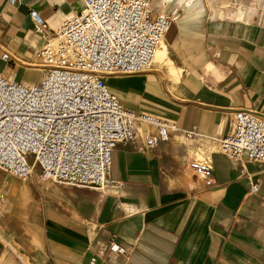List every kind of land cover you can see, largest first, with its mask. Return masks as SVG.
<instances>
[{
  "label": "crops",
  "instance_id": "crops-1",
  "mask_svg": "<svg viewBox=\"0 0 264 264\" xmlns=\"http://www.w3.org/2000/svg\"><path fill=\"white\" fill-rule=\"evenodd\" d=\"M150 13L178 15L152 68L109 75L118 101L175 123L146 152H111L106 190L26 179L0 169V264H264V163L230 161L218 140L238 109L264 116V0H147ZM83 0H0V74L36 84L43 37L31 11L53 26ZM141 134L154 126L137 122ZM183 131H191L187 137ZM205 160L208 177L189 162ZM258 181L257 193L249 192ZM124 253L102 249L110 240Z\"/></svg>",
  "mask_w": 264,
  "mask_h": 264
},
{
  "label": "built area",
  "instance_id": "built-area-1",
  "mask_svg": "<svg viewBox=\"0 0 264 264\" xmlns=\"http://www.w3.org/2000/svg\"><path fill=\"white\" fill-rule=\"evenodd\" d=\"M83 4L80 12L53 26L31 11L34 30L44 40L34 60L45 70L36 84L0 74V169L26 179L38 168L42 180L106 190L118 184L111 177V152L118 143L140 140L137 150L146 152L178 130L175 123L124 107L105 82L109 75L149 71L178 15H152L147 0ZM7 56L6 51L0 55L3 60ZM137 122L154 126L156 133L142 135ZM218 151L230 161L264 163V116L236 110ZM189 168L201 178L212 170L201 159L190 161ZM259 187L252 182L249 192ZM102 249L125 252L112 239ZM89 264L97 262L91 258Z\"/></svg>",
  "mask_w": 264,
  "mask_h": 264
},
{
  "label": "rangeland",
  "instance_id": "rangeland-1",
  "mask_svg": "<svg viewBox=\"0 0 264 264\" xmlns=\"http://www.w3.org/2000/svg\"><path fill=\"white\" fill-rule=\"evenodd\" d=\"M158 53H159V51H158V52L156 53V55H155V60L157 59Z\"/></svg>",
  "mask_w": 264,
  "mask_h": 264
},
{
  "label": "bare ground",
  "instance_id": "bare-ground-1",
  "mask_svg": "<svg viewBox=\"0 0 264 264\" xmlns=\"http://www.w3.org/2000/svg\"><path fill=\"white\" fill-rule=\"evenodd\" d=\"M158 51H159V50H158ZM158 51H157V52H158Z\"/></svg>",
  "mask_w": 264,
  "mask_h": 264
}]
</instances>
